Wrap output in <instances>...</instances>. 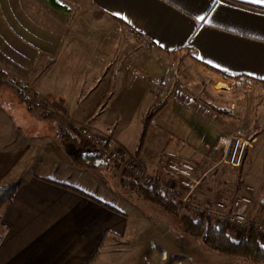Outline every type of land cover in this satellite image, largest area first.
<instances>
[{"label":"crops","instance_id":"crops-1","mask_svg":"<svg viewBox=\"0 0 264 264\" xmlns=\"http://www.w3.org/2000/svg\"><path fill=\"white\" fill-rule=\"evenodd\" d=\"M81 1V18L90 23L81 25L79 18L72 39L73 29L55 26L48 11L41 15L31 6L22 13L15 6L8 18L0 16V182L17 183L12 201L0 208V264H104V250L133 240L131 219L114 200L134 198L120 179L112 186L106 180L97 167L103 163L96 156L100 147L75 134L71 120L87 122L94 140L109 143V152L119 147L134 153L142 133L132 145L123 139L126 128L111 140L97 131L117 114H140L150 98L151 76H164L167 67L183 75L190 67L205 81L225 83L230 95L244 85L247 95L231 102L237 99L239 110L250 115L249 129L260 131L254 142L264 132V2ZM43 35L46 41L40 43ZM54 43L61 53H55ZM119 49L124 74L110 66V54ZM70 66L81 69V76H54V67ZM222 72L231 77L223 78ZM103 98L109 101L99 114ZM129 118L121 117L122 127ZM139 155L146 159L144 145ZM60 184L91 194L123 215ZM255 204L249 211L253 224L264 220V204ZM151 251L148 264H166L158 258L161 252L168 256L165 249Z\"/></svg>","mask_w":264,"mask_h":264},{"label":"rangeland","instance_id":"rangeland-1","mask_svg":"<svg viewBox=\"0 0 264 264\" xmlns=\"http://www.w3.org/2000/svg\"><path fill=\"white\" fill-rule=\"evenodd\" d=\"M58 1L69 8L67 13L49 8L43 0H0V16L5 14L8 18L15 6L21 8L19 11L22 13L29 12L32 6L37 8L41 15H45L46 11L50 15L52 14L49 19L54 20L55 26L62 27L64 24L72 28L73 34L69 38H77L76 28L79 18L81 25L84 22L90 23L81 18L84 13L82 8L79 9V6L82 7V1ZM85 32L92 33L88 30ZM117 37L120 36L117 35ZM46 38L47 36L43 35L40 43L46 41ZM55 38L58 39L57 35ZM54 45L55 53H61L60 44L58 48H56V43ZM57 49L59 50L57 51ZM122 54L120 49L114 54L111 53L110 55L114 56H111L112 65L110 66L123 69L121 71L124 74L125 65H123V60L122 65L120 62ZM104 60L107 61L103 58V62ZM39 70L40 68H38ZM166 70L164 76H151L153 85L150 86V98L146 100V102L148 101L147 105L143 101L141 108L138 109L141 111L140 114L135 112L131 118L115 114L116 118L113 122H101L103 130H99L97 133L104 135L107 140H111L117 136L118 129L126 128L127 131L122 134L123 139L127 144L133 145L138 142L141 133L144 132L143 145L146 159L142 160L140 155L136 156L144 174L152 178H166L165 166L169 160L192 161L196 168V178L204 177V181L198 185L195 192V201L198 203H211L219 199L232 200L241 195L250 194L253 198L252 205L256 203L255 205L258 207L260 204H264V132L254 142V137L260 131L253 130V127L249 129L250 123L246 124V121H249L250 115L244 116V112L239 110L237 99L236 103L231 102L238 95L246 96L248 89L244 85H239L230 92V95L226 93L227 88L221 89L216 86L219 82L203 80L190 67L184 71V75L182 71L174 73L172 67H167ZM80 71L81 69L78 67L71 66L69 68L54 67L53 69L54 76L59 77H78L81 76ZM220 83L223 82L220 81ZM29 95L33 102V94L29 92ZM198 100L208 102L221 111L208 109ZM108 101L105 98L101 99L98 107L99 114L105 109ZM24 116L26 115L23 113V121ZM121 117L129 118L125 127H122ZM71 122L75 124V134L81 137V129H87V122L82 124L75 120H71ZM108 131L112 132L111 138L106 136ZM89 132L94 137V133ZM236 138L245 140L246 143L243 147L240 164L231 168L226 165V160ZM78 153L80 154V151ZM104 164H97V167L104 171L106 180L110 181L112 186V182L115 184L114 180H119L122 176L117 171H113V175H111L106 171ZM173 185L177 189L178 186L175 183ZM99 195L105 197L104 194ZM132 197L137 203L126 197H124L125 200L115 199L114 203L124 210L131 219L130 228L133 240L119 244L114 249L104 250L102 256L104 264H148L152 252L151 242H148L151 237L156 240V248L153 250L160 252V249L163 248L168 253V260L163 261L166 264L179 260L188 262H181V264H249L243 259L228 261L227 257L204 248L184 233L178 217L167 213L153 203ZM181 207L183 211L187 210L184 205ZM186 212L192 214L189 210ZM192 215L195 216V214ZM171 256H174L175 260L169 259ZM158 258L160 259L161 255Z\"/></svg>","mask_w":264,"mask_h":264},{"label":"trees","instance_id":"trees-1","mask_svg":"<svg viewBox=\"0 0 264 264\" xmlns=\"http://www.w3.org/2000/svg\"><path fill=\"white\" fill-rule=\"evenodd\" d=\"M45 4L58 12L67 13L69 8L61 4L58 0H43ZM0 75L4 76V73ZM222 77L227 79L231 76L222 72ZM199 101V100H198ZM206 108L221 111L219 108L213 107L208 102L199 101ZM144 131V130H143ZM144 132L142 133L137 149L134 152L135 155H139L144 144ZM92 147L98 145L100 147L99 152L96 156L101 157L105 169L107 172L113 175V166L108 160V152L110 146L108 142L101 140L92 139ZM105 178H107L105 176ZM160 177H155L151 185H144L135 181L131 177H121V187L129 194L134 196L138 200L153 203L167 213L178 217L184 233L195 240L197 243L202 245L204 248L214 251L219 255L225 256L231 259H244L252 264H264V245H261L260 240L256 235V228L254 224H251L249 229L244 235L239 238H235L231 235V232L227 229L224 223H216L207 221L202 217H197L189 212L183 211L181 203H179L174 196H169L160 190ZM63 187L81 194L82 196L91 199L101 207L112 211L116 214L123 215L118 209L110 205L109 203L103 202L91 194H88L74 186L60 184ZM17 189V183H3L0 182V208L12 201L13 196ZM1 238V236H0Z\"/></svg>","mask_w":264,"mask_h":264},{"label":"built area","instance_id":"built-area-1","mask_svg":"<svg viewBox=\"0 0 264 264\" xmlns=\"http://www.w3.org/2000/svg\"><path fill=\"white\" fill-rule=\"evenodd\" d=\"M81 135L92 141V134L85 128L81 129ZM112 132L108 131L106 136L111 138ZM246 141L236 138L232 144V150L227 155L226 165L235 168L240 164L243 147ZM108 160L122 177H131L135 181L144 185H151L154 177L146 176L143 168L139 164V159L135 154L127 153L120 148H113L108 154ZM166 178H160V190L174 196L176 200L185 206L192 214L202 217L207 221L224 223L227 229L235 238H239L246 233L250 225L253 224L249 211L252 207L253 198L250 194L241 195L232 200L219 199L211 203H198L195 201V192L198 185L204 181V177L196 178L195 164L189 160H169L165 166ZM175 183L177 189L173 185ZM256 235L259 240H264V220L254 224ZM156 245L151 244V249ZM161 259L168 260L165 252H161ZM175 260L174 256L171 258ZM175 264H181L177 261Z\"/></svg>","mask_w":264,"mask_h":264},{"label":"bare ground","instance_id":"bare-ground-1","mask_svg":"<svg viewBox=\"0 0 264 264\" xmlns=\"http://www.w3.org/2000/svg\"><path fill=\"white\" fill-rule=\"evenodd\" d=\"M216 86L218 87V88H221V89H225L226 88V84L225 83H217L216 84Z\"/></svg>","mask_w":264,"mask_h":264},{"label":"snow or ice","instance_id":"snow-or-ice-1","mask_svg":"<svg viewBox=\"0 0 264 264\" xmlns=\"http://www.w3.org/2000/svg\"><path fill=\"white\" fill-rule=\"evenodd\" d=\"M260 2H264V0H260ZM199 19L203 20V19H204V17H200Z\"/></svg>","mask_w":264,"mask_h":264}]
</instances>
